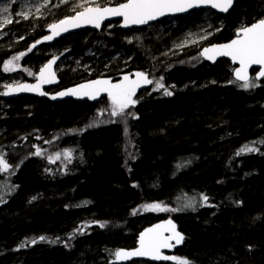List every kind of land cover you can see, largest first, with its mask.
<instances>
[{
    "label": "trees",
    "instance_id": "trees-1",
    "mask_svg": "<svg viewBox=\"0 0 264 264\" xmlns=\"http://www.w3.org/2000/svg\"><path fill=\"white\" fill-rule=\"evenodd\" d=\"M81 5L92 4L69 5L71 15ZM198 17L211 29L206 41L177 48ZM262 18L264 0H236L224 16L199 10L129 30L113 22L52 45L35 42L50 24L39 31L28 23L13 30L19 46L0 42V92L11 79L34 82L60 54L58 81L44 95H0V155L9 165L0 172V264H119L115 253L136 247L140 232L165 218L185 236L175 254L187 264H264V80L253 76L259 86L246 89L230 61L210 64L200 53ZM170 21L178 22L173 30ZM8 61L14 70H4ZM136 72L153 83L123 116L110 115L109 98L53 99ZM157 82L164 88L154 90ZM245 145L258 151L241 152ZM153 203L179 210H143Z\"/></svg>",
    "mask_w": 264,
    "mask_h": 264
},
{
    "label": "snow or ice",
    "instance_id": "snow-or-ice-1",
    "mask_svg": "<svg viewBox=\"0 0 264 264\" xmlns=\"http://www.w3.org/2000/svg\"><path fill=\"white\" fill-rule=\"evenodd\" d=\"M232 3L233 0H126V2L120 3L114 7H101L99 5L84 7L81 5L82 11L77 12L74 16L67 17L60 20L58 23L50 25L51 35L44 39L52 40L63 32H68L70 29L83 26L90 25L98 29L101 27L102 22L110 17H122L123 27L140 26L147 25L150 21H155L170 13L186 12L189 9L206 5L217 8L221 12H226ZM5 11H7V9H5ZM11 22L10 18H5L3 20L5 24ZM35 46L36 45L33 44L29 48V51ZM23 55H25V53L20 54V56ZM202 55L209 60H214L217 56L230 57L234 63L240 65V67L235 70V77L237 80L243 81L242 87L246 89L258 87L259 85L255 83L253 79H250L248 69L252 65L264 66V18L259 19L251 26L241 28L237 34V38L232 40L231 43L205 48ZM20 56L14 59L19 60ZM54 63L55 61L53 60L40 70L38 77L39 82L37 84L6 85L7 91L0 92V95H10L17 91H33L40 95H44L45 93L41 91V85L44 83H52L55 80V74L52 72V65ZM4 70H14L13 62L8 61L4 65ZM134 75L136 79H131L128 75H125L122 82L116 84H113L110 80L98 79L87 84H82L77 88L67 90L66 92H61L59 95H79L87 96L90 99H96L101 93H106L111 101L110 115L112 117L123 116L126 109L137 103V101L133 99L137 89L142 84L153 83L144 72H136ZM259 77H264V71L259 73ZM159 88H164V85L157 82V88L154 90H158ZM172 94V92L165 88L164 95L171 96ZM53 99H55V97H53ZM101 115H103V111ZM240 151L253 152L258 151V149L245 145ZM36 154L40 155L39 149H37ZM71 155V152H66L68 158H71ZM56 158L59 159V154H57ZM8 167L9 165L3 155H0V169L6 171ZM203 200L205 204H207L208 197L204 196ZM185 206L192 207L193 205L188 203ZM143 210L177 211L179 209H167L161 204L153 203L144 205ZM100 227H104V225L101 224ZM164 231H171L172 235L166 237L163 234ZM173 239L179 244L182 242L183 236L175 230V225L169 220L166 225H157L142 232L139 236V247L137 249L131 251L120 250L115 253V256L118 260L129 257H148L152 260L172 261L173 264H187V261L182 258L162 255L161 249L173 247L170 242ZM39 240L44 241L46 237L41 236ZM36 242L35 239L25 241L20 247L23 248L28 243L34 245Z\"/></svg>",
    "mask_w": 264,
    "mask_h": 264
},
{
    "label": "rangeland",
    "instance_id": "rangeland-1",
    "mask_svg": "<svg viewBox=\"0 0 264 264\" xmlns=\"http://www.w3.org/2000/svg\"><path fill=\"white\" fill-rule=\"evenodd\" d=\"M104 1L111 2V0H0V42H4V44H7L9 48L17 47L19 46L23 38H20V36L17 35V33L13 30H17L20 25H24L28 23H31V24L36 23L34 26L36 27V30L40 31V29H42L41 26L44 27L46 24L52 25L54 23L59 22L53 18H61L60 20H62L64 17L67 18V17L73 16L71 15V12L69 9V5L71 4H74L77 2H81V3L83 2L85 4V3L91 2L92 5L90 6L99 5L103 7V6L113 5V3L102 4ZM5 9H7V11H5ZM59 14H62V15L59 16ZM202 17L209 18L210 20L212 15L209 11H206L202 14ZM5 18H10L12 22L7 23V24L3 23V20ZM197 19L198 21L195 22L197 25L194 27L195 28L194 31L191 30L188 33L186 32L187 34L184 35L179 40V42L175 45L177 48L184 49V48L196 47V46L200 47V45L206 41V39L211 33L210 26L209 27L205 26V24L202 22L200 23L199 17ZM117 23H120V22H117ZM13 25L16 26L14 29L11 28L13 27ZM177 25H178L177 21H170L168 23V26H170L172 30L175 27H177ZM48 27L50 26L48 25L47 28ZM47 34L45 35V37L47 36ZM45 37L40 34L39 36H37V40L35 42L36 43H38V41L39 43L46 42V40L44 39ZM58 56H60V54L55 51L52 56L53 58L50 60V62L53 60L55 61V63L52 65V72H54L55 74V80L52 83L42 84L41 91H43L44 86L56 84L58 81L59 70L56 68ZM50 62L48 61L46 64L42 65L39 69H37V76H36L37 78L34 82L22 83L23 82L22 80L11 79L9 85L15 86V85H20V84H28V85L37 84L39 82L38 77H39L40 70L44 68ZM22 75L27 76V72L25 71ZM128 76H132V75H128ZM121 78L122 76L119 79ZM65 90L61 92H65ZM19 92H33V91H17V92H14V94L19 93ZM59 93L56 94L54 97L61 98V95H59Z\"/></svg>",
    "mask_w": 264,
    "mask_h": 264
},
{
    "label": "water",
    "instance_id": "water-1",
    "mask_svg": "<svg viewBox=\"0 0 264 264\" xmlns=\"http://www.w3.org/2000/svg\"><path fill=\"white\" fill-rule=\"evenodd\" d=\"M235 3H236V0H233L232 5L228 8V10H227L226 12H221V11H220L219 9H217V8H212L210 5H206V6H201V7H198V8H192V9H189V10L186 11V12L170 13V14H168V15H165V16H163V17L158 18V19L155 20V21H150L147 25H140V26H129V27H123V26H122V24H123V19H122V17H110V18L105 19V20L102 22L101 27L98 28V29L95 28V27H92V26H90V25H89V26H83V27L76 28V29H70L68 32H63V33H61L60 35L54 37L52 40H46V42H47L48 44L52 45L53 43H55V42L61 40L62 38L66 37V36H68V35H71V34L78 33V32H80V31H84V30H95V31H99V30L103 29L104 26H105L106 24H108V23H113V22H116V21H117V22H120V27H121L122 29H124V30H129V29H135V28H144V27H147V26H149V25H151V24H153V23H156V22H158V21H161V20H164V19H166V18H170V17L187 16V15L191 14L192 12H194V11H199V10H211V11H213V12H216L217 14H220V15H228V14L234 9ZM117 5H119V4L108 5V6L114 7V6H117ZM73 16H74V15H73ZM57 23H58V22H57ZM251 25H252V24H251ZM251 25H249V26H251ZM47 32H48L47 36L51 35L50 27H48ZM238 32H239V31H238ZM238 32H237V34H238ZM47 36H46V37H47ZM236 38H237V35H236V37H235L234 39H236ZM234 39H232V40H234ZM232 40H231V41H232ZM231 41L226 42V43L213 44V45H209V46H205V47H203L202 50H201V52H200L202 58H203L206 62H208V63H210V64H215V63H217L218 61L223 60V59H224V60H228V61H230L231 64L235 67V70L238 69V68L240 67V65H239L238 63H234V62L231 60L230 57L217 56V57H215L214 60H209V59L205 58L204 55H202V52H203V50H204L205 48H210V47H213V46H216V45H224V44H228V43H231ZM235 70H234V78H235V80L243 84V81H239V80L236 79V77H235ZM261 71H264V66H260V65H252V66H250L249 69H248V74H249L250 79H252V77H253V75H254L255 78H256L258 81H262V80H264V77H259V73H260ZM123 77H124V76H123ZM123 77H122L121 79H119V80H112L111 78H99V80H110L113 84H116V83H120V82H122ZM129 77H130L131 79H136L135 75H134V76H129ZM148 79H149V78H148ZM95 80H98V79H93V80L86 81V82H84V83H81V84H78V85H75V86L69 87V88H67V89L65 90V92H66L67 90L77 88L78 86H80V85H82V84H87V83H90V82L95 81ZM148 89H150V84H142V85L137 89L136 92H137V93H138V92H143V91H146V90H148ZM107 97H108V96H107L106 93H101L96 99H90V98H88L87 96H79V95H64V96H61V98H63V99H76V100H78V101H99V100H102V99L107 98ZM0 172H1V169H0ZM169 220H171L172 223L175 225V230L183 236V240H182V242L179 243V244L176 243L175 239L171 240L170 242L172 243L173 247H172V248L161 249V253H162V255H165V256H175V257H176L175 252H176L178 249H180V248L182 247V245H183V243H184L185 236H184L183 232L179 229V226H178L177 222H176L173 218H165V219H162V220H160V221H157L156 223H154V224H152V225L146 227L145 229H143V230L140 232V234H141L142 232H144V231H145L146 229H148V228H153V227H155V226H157V225H166L167 221H169ZM140 234H139V236H140ZM163 234H164V236H166V237L172 235L171 231H164ZM139 236H138V240H137V245H136V247H134V248H122V249H120V250L131 251V250H135V249H137V248L139 247ZM120 250H119V251H120ZM116 258H117V257H116ZM135 261H149V262H153V263H170V264H173L172 261H165V260H152V259H150V258H148V257H129V258H121V259H119V260L117 259V262H118L119 264H129V263H131V262H135Z\"/></svg>",
    "mask_w": 264,
    "mask_h": 264
},
{
    "label": "flooded vegetation",
    "instance_id": "flooded-vegetation-1",
    "mask_svg": "<svg viewBox=\"0 0 264 264\" xmlns=\"http://www.w3.org/2000/svg\"><path fill=\"white\" fill-rule=\"evenodd\" d=\"M245 27H247V26H245ZM239 31V30H238Z\"/></svg>",
    "mask_w": 264,
    "mask_h": 264
}]
</instances>
